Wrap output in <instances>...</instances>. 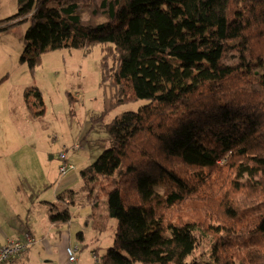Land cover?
I'll return each mask as SVG.
<instances>
[{
	"label": "trees",
	"instance_id": "16d2710c",
	"mask_svg": "<svg viewBox=\"0 0 264 264\" xmlns=\"http://www.w3.org/2000/svg\"><path fill=\"white\" fill-rule=\"evenodd\" d=\"M16 6L0 32L27 24L19 61L29 70L46 52L100 45L99 85L112 92L92 122L146 101L104 124L108 147L77 188L37 202L56 232L71 207L89 206L95 235L116 221L111 245L93 250L100 264H264V0Z\"/></svg>",
	"mask_w": 264,
	"mask_h": 264
},
{
	"label": "rangeland",
	"instance_id": "374dc122",
	"mask_svg": "<svg viewBox=\"0 0 264 264\" xmlns=\"http://www.w3.org/2000/svg\"><path fill=\"white\" fill-rule=\"evenodd\" d=\"M16 11V0H0V19ZM26 27L23 23L0 32V247L7 240L24 242L27 229L25 220H21L31 208L27 217L32 224L37 216L34 226H39L38 235L34 238L30 234L33 243L23 251L17 264H67L60 258V245L68 242L78 248L76 264H94L90 249L98 246L103 252L111 245L116 221L111 219L105 232L93 235L90 223L85 222L89 206H73L69 222L57 233L35 202L52 200L64 178L58 172L59 153L82 144V150L68 153L74 168L67 176L73 172L78 175L82 167L95 161L108 147L104 124L146 101L119 105L101 122H92L112 92L108 86L99 85L100 45L87 52L79 48L46 52L39 65L29 70L19 61ZM35 89L41 92L43 114L34 113L42 108L34 103ZM27 97L32 108L25 102ZM79 184L78 178V183L69 188ZM78 231L85 235L83 241L77 237Z\"/></svg>",
	"mask_w": 264,
	"mask_h": 264
},
{
	"label": "built area",
	"instance_id": "2783aa9c",
	"mask_svg": "<svg viewBox=\"0 0 264 264\" xmlns=\"http://www.w3.org/2000/svg\"><path fill=\"white\" fill-rule=\"evenodd\" d=\"M82 144H74L68 150H65L58 155V172L61 176H65L69 171H71L74 166L68 160L69 152H77L82 150ZM33 243V239L28 231L24 233V242L19 240H7L6 244L0 247V264L4 261L8 260L10 257H15L16 262H18V255L23 252L29 245ZM76 251L77 247H73L71 245H67L64 248L65 257L67 264H76ZM92 257L94 258V264H100V260L98 256L92 251Z\"/></svg>",
	"mask_w": 264,
	"mask_h": 264
},
{
	"label": "crops",
	"instance_id": "0c3cea01",
	"mask_svg": "<svg viewBox=\"0 0 264 264\" xmlns=\"http://www.w3.org/2000/svg\"><path fill=\"white\" fill-rule=\"evenodd\" d=\"M30 99V98H29ZM25 102H26V104H27V101H26V99H25ZM29 102H30V100H29ZM64 178L62 179V180H60V182H59V184H58V187L56 188V190H55V193H57L58 191H60V190H62V189H65V188H69V187H71V186H73V185H75L76 183H78V175L75 173V172H73L72 174H70L69 176H67V174L65 175V176H63ZM48 200H50V199H48ZM53 200V199H52ZM35 203H37V202H35ZM31 207H32V205H31ZM39 209H41V206H38V210ZM43 209V208H42ZM31 208H29V209H27V211H26V215L23 217V219L21 220V221H24V220H27V216H30V214H31ZM27 217V218H26ZM36 219H37V216H36ZM36 219H35V221H36ZM30 220L28 219V222H29ZM35 221L34 222H32V224H31V221L29 222V224H30V226H31V231H32V235H33V237L35 238L37 235H38V228H39V226H34V224H35ZM93 233V235L95 234L94 232H92ZM90 235H92L91 233H90ZM93 237H95V236H93ZM97 238V237H96ZM85 239V235L83 234V240ZM45 242V244H46V246L48 247V243L46 242V241H44ZM67 245H70L69 244V242L68 243H66V244H64L63 246H61L60 245V258L63 260V261H65L66 260V257H65V252H64V248H65V246H67ZM75 247H77V246H75ZM98 247V246H97ZM94 248H95V246L93 247V248H91L90 250H91V252L94 250ZM78 249V248H77ZM48 250H50L49 249V247H48ZM102 252L100 251L99 252V254H101ZM23 259V258H22ZM21 260V259H20ZM19 261V260H18ZM16 262V261H15ZM12 264V263H11ZM14 264V263H13ZM15 264H17V262L15 263Z\"/></svg>",
	"mask_w": 264,
	"mask_h": 264
}]
</instances>
